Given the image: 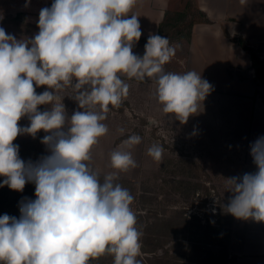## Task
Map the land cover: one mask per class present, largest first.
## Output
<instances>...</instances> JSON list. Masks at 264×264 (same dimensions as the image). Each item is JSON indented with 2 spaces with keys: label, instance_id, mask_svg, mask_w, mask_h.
<instances>
[{
  "label": "clouds",
  "instance_id": "obj_1",
  "mask_svg": "<svg viewBox=\"0 0 264 264\" xmlns=\"http://www.w3.org/2000/svg\"><path fill=\"white\" fill-rule=\"evenodd\" d=\"M136 2L53 0L39 12L38 33L26 40L0 27V187L22 192L27 183L35 185V199L19 202V217L0 215V264H90L104 254L114 264H141L134 196L116 182L119 172L137 166L125 149L141 137L132 134L110 154L115 171L102 181L86 163L108 132L109 106L118 108L128 95L122 76L151 79L163 112L187 123L214 88L201 72L165 71L179 47L165 36L150 34L144 55L133 52L142 35L138 16L129 15ZM40 86L46 89L37 93ZM66 86L81 109L71 116L57 95ZM40 105L50 107L41 111ZM22 118L30 123L21 126ZM40 131L47 154L22 159L13 141L35 139ZM163 152L159 143L148 149L155 161ZM250 155L255 170L226 179L231 196L224 211L264 222V136L250 144Z\"/></svg>",
  "mask_w": 264,
  "mask_h": 264
},
{
  "label": "rangeland",
  "instance_id": "obj_2",
  "mask_svg": "<svg viewBox=\"0 0 264 264\" xmlns=\"http://www.w3.org/2000/svg\"><path fill=\"white\" fill-rule=\"evenodd\" d=\"M19 1L22 0H12L13 3ZM44 1L41 8L51 6V0ZM18 6L3 7L7 15L3 22H0V27L17 39L26 40L39 31L38 22L36 23L38 17L26 15L36 11V8L29 7L20 11ZM177 45L179 47L176 55L184 57L187 49L186 38ZM255 51L259 59H264L263 51ZM251 64H254L253 59ZM248 66L247 63L240 66L241 68L232 67L229 72L234 77L247 80L242 77L241 72H244L243 69H246V72ZM164 67L165 71L180 73V65L176 64L175 60H170ZM122 79L130 86L128 95L118 108L109 106L111 110L103 121L108 127V132L93 146L91 160L86 163L91 165L102 181L106 174L115 171L111 167L110 154L114 150L123 149V141L132 134L141 137L140 144L125 149L131 151L137 166L127 172H119L116 181L134 196L130 207L136 214L137 227L143 232L141 255L137 257L141 264H264L260 256L234 254L227 239L229 231L219 224L228 221L229 214L224 213V205L227 204L231 193L227 191L229 185L226 179L235 174H231L226 166L220 167L222 173L216 175V180L213 181L212 176H209L202 166L190 162L191 159L212 158L221 163L224 159L237 156L229 142L240 145L237 140H240L244 133L233 130L227 137H231L233 142L221 136L214 144L210 141V146L208 142L202 143L203 137L190 133L191 129L194 131V127L184 125L179 129L177 125L168 122L151 82ZM251 83L249 85L254 90V95L245 96L243 90L237 88L235 100L238 104H246L257 99L264 107V91L257 83ZM224 90H221V95H228V91ZM36 91L42 93L40 91L44 90L37 87ZM57 95L63 98L69 116L74 111L81 110L72 99L74 90L71 86L59 90ZM38 107L43 111L50 106ZM221 113L224 114V119H228V110H222ZM150 119H155L156 124H150ZM120 129L124 131L121 132ZM44 135L45 133L40 131L35 139L29 135L28 139L13 141L19 145L20 157L24 160H36L41 155H46V146L40 142ZM154 143H159L164 148L160 161H155L148 155V149ZM214 146L215 148H212ZM3 179L4 177L0 176V182ZM26 190L25 194L20 195L6 185L0 187V215L7 213L19 217L18 205L22 198L35 199V185L28 183ZM6 193L18 204L6 206L3 203L8 201ZM219 232H223L224 237L217 238L216 234ZM144 246L153 247V250L145 252ZM90 264H114V257L104 254L92 258Z\"/></svg>",
  "mask_w": 264,
  "mask_h": 264
},
{
  "label": "crops",
  "instance_id": "obj_3",
  "mask_svg": "<svg viewBox=\"0 0 264 264\" xmlns=\"http://www.w3.org/2000/svg\"><path fill=\"white\" fill-rule=\"evenodd\" d=\"M188 1L190 0H137L129 15L138 16L142 31L140 38H148L150 34H158L160 23L167 11H182ZM192 1L196 8L207 15L210 22L196 23L192 34L186 38V55L184 57L175 55L171 60H175V63L180 65L179 74L190 70L201 72L202 78L213 85L214 90L203 101L199 112L188 118L187 123H181L175 117H170L171 114H166V118L169 123L177 125L179 129L184 125L194 127V131L191 129L190 133L193 132L196 136L203 137L202 143L208 142L209 146L214 144V141L220 140L221 136L233 142L231 137H227L235 129L244 133L240 140L236 139L241 143L240 145L229 142V146L232 145L233 153L237 156L224 159L221 163L212 158H198L197 161L191 159L190 162H196L202 166L215 181V176L222 173L220 167H228L230 173L235 174L230 175L231 177L255 170L250 155V144L258 137L264 136L263 103L255 99L246 104H238L235 97L237 88H240V91L243 90L242 93L245 96L252 97L254 95V90L250 88L249 84L252 81L256 85V82L247 72L254 64H251L252 57L240 46L239 41L244 39L255 49L264 52V0ZM26 3L27 7H25ZM44 3V0H22L16 3H13L12 0H0V22H3L7 15L3 9L7 5H20L18 6L20 11L29 7L36 8V11L26 15L39 18L38 10L42 9ZM233 33L235 34L233 35ZM182 39L184 38H177L171 43L177 45ZM145 44V42L138 41L133 47V52L142 57L145 52ZM261 60L264 61V59ZM247 63L248 70L245 72L246 69H243L244 72H241L242 77L247 80H241L230 74L229 70L232 67H240ZM122 78L129 79L126 76H122ZM132 80L136 79L132 78ZM145 81L151 82L156 90L154 81L151 79ZM222 89L227 90L228 95L222 96ZM222 110H228V119H224ZM242 113L244 115H241ZM29 123L27 118H22L19 121L21 126H27ZM28 136L21 135L17 139H28ZM227 218V222L225 220L224 224L221 222L219 224L222 228L228 229V243L234 254L260 256L264 262V222L237 219L231 214Z\"/></svg>",
  "mask_w": 264,
  "mask_h": 264
},
{
  "label": "trees",
  "instance_id": "obj_4",
  "mask_svg": "<svg viewBox=\"0 0 264 264\" xmlns=\"http://www.w3.org/2000/svg\"><path fill=\"white\" fill-rule=\"evenodd\" d=\"M49 6V5H48ZM187 21V22H186ZM198 22H210L209 18L206 14L202 12L199 8H196L194 6V3L192 0L188 1L186 7L182 11H167L164 19L160 23V29L158 32V35L165 36L169 39V41H173L177 38H189L192 34L193 27ZM148 38H140V42L147 43ZM240 46L252 57L254 61V65L261 63L262 60L259 59L257 56V52L255 51V48L248 44L244 39H240L239 41ZM41 90H45L46 86H40ZM43 92V91H40ZM28 183L25 185V188L22 192H18L20 195H23L27 192L26 187ZM9 193H6V197L8 201L3 202L6 206L8 205H14L18 204L17 201H12V198L10 199ZM219 221V218H218ZM216 237H224L223 232H219L216 234ZM229 237V236H228ZM227 237V239H228ZM145 252H151L153 250V247L146 248L143 247Z\"/></svg>",
  "mask_w": 264,
  "mask_h": 264
},
{
  "label": "water",
  "instance_id": "obj_5",
  "mask_svg": "<svg viewBox=\"0 0 264 264\" xmlns=\"http://www.w3.org/2000/svg\"><path fill=\"white\" fill-rule=\"evenodd\" d=\"M248 73L251 75L252 79L259 85L260 89L264 91V61L254 65ZM150 124H156L155 119H150Z\"/></svg>",
  "mask_w": 264,
  "mask_h": 264
}]
</instances>
